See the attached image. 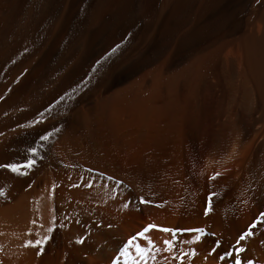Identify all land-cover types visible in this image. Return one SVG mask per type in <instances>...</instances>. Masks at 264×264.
<instances>
[{
    "label": "bare ground",
    "instance_id": "1",
    "mask_svg": "<svg viewBox=\"0 0 264 264\" xmlns=\"http://www.w3.org/2000/svg\"><path fill=\"white\" fill-rule=\"evenodd\" d=\"M30 159L0 264H264V0H0V164Z\"/></svg>",
    "mask_w": 264,
    "mask_h": 264
},
{
    "label": "snow or ice",
    "instance_id": "2",
    "mask_svg": "<svg viewBox=\"0 0 264 264\" xmlns=\"http://www.w3.org/2000/svg\"><path fill=\"white\" fill-rule=\"evenodd\" d=\"M48 137L47 136H41L40 139L41 140H45L47 139ZM29 151L33 154V156L35 155V152H36V149L32 148V149H29ZM35 163V160H28L25 164H23L22 166H18L17 164H11V163H4V164H0V168H6L8 170H10L11 172H14L18 175H24L25 173L21 171V167L24 168V169H29L31 168ZM217 176L219 175V173L216 174ZM215 177H212L210 176L209 179H214ZM0 195H3V190L0 189ZM141 203H146L147 201H145L143 198H141L140 200ZM210 203V201H209ZM162 205H157V207H160ZM209 212V207H205L204 208V214L207 215ZM262 217H264V213H261L260 216L256 217L257 220H260ZM253 225H249V227H252ZM155 227L154 225H151L149 224L146 228H144L143 232H147L150 228H153ZM161 231L165 232V233H171L173 230L172 229H169V228H162L160 229ZM46 232H51L52 231V228L51 227H48L45 229ZM191 231H194L196 233H203V229H200V228H196V229H191ZM143 232H137V236H142L143 235ZM252 235V233L248 232V231H243L241 232L240 234H238V237L236 239V244L234 245V251L237 252V253H242L245 251V249L243 247H240L239 245L241 244V242L243 240H245L248 236ZM49 239V237L47 235H44L43 237L39 238V239H36L35 241H32V240H26L24 242V246L25 247H33V248H39L43 245V243L45 241H47ZM196 240H199L200 239V236L197 235L195 237ZM132 243V239H129L128 241V244H131ZM171 243V240H164L163 241V244L167 247L169 244ZM127 247V245H126ZM122 253L124 252V250L122 249L121 250ZM136 251L138 252V254H141L143 255V252H142V249L137 246L136 248ZM37 255H40V252L37 251L36 253ZM126 254V253H125ZM229 255V253L226 251L225 252V256ZM223 259V257L221 258ZM240 261H241V257L239 255H237L235 257V264H240ZM249 264H250V261H249Z\"/></svg>",
    "mask_w": 264,
    "mask_h": 264
}]
</instances>
